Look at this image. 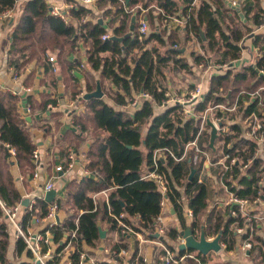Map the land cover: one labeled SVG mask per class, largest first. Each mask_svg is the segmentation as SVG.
Masks as SVG:
<instances>
[{"label": "trees", "instance_id": "trees-1", "mask_svg": "<svg viewBox=\"0 0 264 264\" xmlns=\"http://www.w3.org/2000/svg\"><path fill=\"white\" fill-rule=\"evenodd\" d=\"M14 1L0 0V12L13 7ZM192 1L97 0L95 10L91 5L71 1L73 5L68 10L70 22L53 16L47 0H22L15 7L17 19L11 31L9 66L20 70L35 60L42 63L47 72L52 67L44 60L48 53L60 69L64 87L72 94L82 88L85 93L92 92L97 82L103 92L101 98L82 99L85 109L72 119L75 130H66L62 135L65 144L62 150L65 152L68 147L77 151L82 142L90 139L85 165L88 175L69 180L60 203L62 212L66 214L64 225L67 230L75 227V219L78 221L75 239L78 248L82 249V244L90 249L99 246V224L102 221L107 224L108 229H118L117 221L112 215H122L123 222L135 231L150 238L155 237L157 217L161 210L160 201L164 196L155 181L145 177L153 169L155 151L161 154L157 160L158 171L165 176L168 184L166 200L172 204L181 228L178 229L173 224L161 238L172 250H177L172 242L187 227L193 233L203 230L205 235L220 234L226 250H231L237 237L234 224H244L239 215H231L232 208L227 206L223 211L212 208L202 227V219L208 209L209 191L207 183L204 179L199 180V176L207 156H211L212 162L223 159L225 155L237 158L233 164H230L228 158L223 160L224 165L229 167L225 169L223 165L219 172L222 183L232 195L253 200L264 190V161L256 156L258 143L243 136L245 129L240 122H225L234 119L236 114H240L242 119L250 114L261 118L264 106H260L257 101L245 105L240 96L234 112L224 113L216 108L215 114L222 117V125H227V132L218 134L214 148H210L209 134H206V139L201 140V131L196 140L201 152L195 162L194 147L187 146L198 135L202 114L208 108L220 104L230 106L235 103L241 91L252 92L264 86V35H253V27L248 26V21L251 20L255 28L259 27L264 10L257 0H245L239 12L225 0H199L189 14ZM137 5L148 8L144 16L149 23L150 32L142 40L137 37V20L141 16V10L127 12V9ZM151 6L160 9L162 14H156L155 8ZM178 13L185 16L189 14L185 26L175 29L159 28L164 15ZM86 16H90V19H86ZM132 17L135 18V27L131 35L121 41L110 38L102 40L105 33H110V37L124 36L130 31ZM234 21L239 23L236 30H232L230 26ZM247 36L251 37L258 57L253 65L234 67V61L242 56L240 41ZM189 41L197 42L203 53L190 52L191 62L185 57L176 58V55H181L180 49ZM151 42L152 45L149 46ZM80 44L84 48V69L79 67L80 61L70 60V55ZM169 62L189 73L201 63L205 66L211 62L227 64L222 73L210 75L201 100L185 104L192 110L193 116H186L180 104L164 102L167 88L156 74L162 72L161 67ZM76 72L82 76H78ZM95 72L99 75L98 79L94 78ZM82 80L84 82L80 84ZM110 84L115 87L114 90ZM140 92L150 93L151 99H141L133 112L115 108L129 105L134 98L133 93ZM104 97L112 101L114 106L107 103ZM26 99L32 109H44L49 101H53L45 95H42L38 103L30 96ZM20 101L10 91L0 89V151L3 152L0 160V199L8 206L22 202V196L10 172L11 158L5 144L15 148L14 162L20 170L34 168L35 144L29 127L24 126V119L19 113ZM160 106L161 109L156 112V107ZM262 123L264 124L263 121ZM217 141H222L219 155ZM249 158H253V161L245 168L244 163ZM193 169L194 175L189 179ZM101 190H108V206L103 201L99 202L100 200L94 204L91 194ZM183 197L187 199L188 208L192 211L189 223L186 220ZM48 204L40 198L36 199L31 209L27 206L21 217L23 228L34 226L33 219L43 217ZM249 233L252 242L250 255L260 253L264 241L257 235L255 225L249 226L248 233L242 238H248ZM63 234L64 231L60 228L53 230L52 240L58 242ZM122 239L112 244V248L127 247ZM8 244L9 233L0 207V264L9 263L6 257ZM24 251V242L17 239L16 255L20 256ZM186 251L188 254L194 252L177 250V256H183ZM26 253L28 257L31 256L29 251ZM195 255L196 259L203 260L205 257L198 252ZM72 258L73 264H76V254ZM185 261L186 264H197L193 258ZM50 263L57 264V261Z\"/></svg>", "mask_w": 264, "mask_h": 264}, {"label": "crops", "instance_id": "crops-1", "mask_svg": "<svg viewBox=\"0 0 264 264\" xmlns=\"http://www.w3.org/2000/svg\"><path fill=\"white\" fill-rule=\"evenodd\" d=\"M77 1V0H71ZM70 0H47L50 10L52 5H58L62 7V9H66L68 5H70ZM229 2H233L236 5H239V8L243 6L245 0H228ZM264 10V0H257ZM199 0H197L196 5H198ZM226 2V1H225ZM227 3V2H226ZM95 4H91L93 10L96 9ZM228 4V3H227ZM239 12V11H238ZM156 13V12H155ZM180 14V13H178ZM176 15V14H174ZM241 19H243L242 14H240ZM17 16L14 18H10L4 22L0 21V89L1 90H19L20 84L14 80L12 77V72L10 68L12 66L8 65L9 55L8 49L11 40V31L13 24L15 23ZM264 20V15H263ZM71 19L68 21L70 22ZM247 22L246 20H244ZM248 21V26L253 27L252 34L261 33L264 35V22L262 21L261 25L257 28L254 27L253 24ZM104 22H107L105 20ZM169 25L168 29H175L179 28L173 21H168ZM167 22V23H168ZM173 22V23H172ZM238 23V21H235ZM161 23V22H160ZM190 42V41H189ZM199 49L201 50L199 44L197 43ZM240 45L242 46V56L239 60L234 61V67L240 68L244 64H254L256 58L258 57L257 49L252 44L251 37L247 36L240 41ZM183 50V51H182ZM84 48L80 44L77 50L70 55V60L72 61H80V63H84L85 57L83 54ZM188 49L182 48L180 49L181 55H176V58L185 57L189 59V53L187 52ZM201 53H203L201 51ZM48 54V53H47ZM49 71L45 72V68L39 61H32L27 67L18 70L20 74H22L23 78L20 83L24 86H28L31 88L29 93L20 92L17 95L21 101L19 102V110L25 108L26 105L30 106V103L26 99L28 96L32 97L35 102H40L42 99V95L50 97L53 101H49L48 103H52L54 108L52 110L47 109H32L29 115H26V119L29 122V130L32 135L33 142L35 144V148L38 151V167L29 170H20L16 163L14 162V156L10 154V172L13 175L14 183L16 188L19 190L22 196V206L18 211V217L21 220L22 214L25 211V208L31 203V201L36 202V199H44L45 195V185L47 182H51L53 184V188L56 190V196L60 199V203L63 199L66 183L71 180L72 178H81L85 175H88L85 165H86V152L88 149L89 141H84L78 147L76 153V162L72 169L68 171L57 172L55 168L57 166L65 167L66 165V155L67 150H62V147H65V144L62 140V135L66 130L74 131L75 127L72 125L73 116L82 113L85 109L84 99L76 100L75 94L79 92L85 93V91L80 89L79 92L72 94L68 88H65L60 76V69L56 67L55 63L50 64ZM14 68V67H13ZM223 72V71H222ZM221 72V73H222ZM78 73V72H77ZM210 73V72H208ZM80 74V73H78ZM212 74H218L215 72H211ZM82 75L80 74V77ZM98 73H94V78L98 79ZM79 77V78H80ZM210 77V76H209ZM209 77L204 79L200 83H193L191 88L186 90H181L177 92L180 96L186 94L189 90H192L194 86L200 85L202 90L205 91L208 87V80ZM84 81H80L82 84ZM167 84V82H166ZM112 90L115 89L113 85L110 84ZM166 90H170L172 92V87L167 86ZM188 90V91H187ZM174 92V91H173ZM134 98L131 100H136V103H130L129 105H125L122 107H115L117 109H127L130 112L134 111V108L139 106L138 103L141 101L139 97V93H133ZM103 97V96H102ZM107 103L113 105L112 101H110L107 97ZM151 99V98H150ZM144 100V99H142ZM47 103V104H48ZM46 104V106H47ZM114 106V105H113ZM31 107V106H30ZM182 108H188V106L183 105ZM262 115V114H261ZM261 120L264 121V115H262ZM242 128L245 129V120L240 119ZM208 126V125H207ZM146 129H144V134ZM210 135V132L208 133ZM218 136V134H217ZM1 144V143H0ZM63 145V146H62ZM217 152L219 151V146L216 144ZM70 148V147H68ZM67 148V149H68ZM72 148V147H71ZM8 152V150H7ZM220 153L218 152V155ZM256 156L261 158L264 161V145L258 143ZM3 157V152L0 151V160ZM223 159H220L217 162H212L211 156H207L204 163L203 168L200 172L199 180L204 179L207 183L208 191H209V200H208V209L206 214L202 219V227L205 226L206 216L212 208L222 209V211L228 206L230 207V197L231 192L228 191L227 187L222 183L221 177L219 176V172L221 167L224 165ZM37 171L38 176L34 177V172ZM263 184H264V177H263ZM103 190L99 192L92 193V199L94 200L95 204L101 201L105 202V195L102 193ZM28 204L24 205L23 202H27ZM183 207L185 213H187L188 208V201L185 197H183ZM253 210L256 214H264V190L261 191V201L253 207ZM174 209L171 203L166 200V208L163 212H160L161 219L157 222V229L163 228L164 232L166 233V229L173 224L177 226L178 229H181L178 223V220L174 214ZM63 213V212H62ZM66 218V214H64ZM43 217L37 219L35 221L33 219L34 226L27 227L26 229L30 230L31 232H41L44 229V223L41 221ZM186 220L188 223L190 222L191 218L187 216ZM5 221V218H4ZM6 230L9 233V244L6 252V257L9 263L17 264L18 262H29L33 263L32 256L28 257L27 253L28 250L25 248V251L20 255H16L15 252V243L18 238L15 237L14 230L10 224L5 221ZM100 228L105 231V237L101 238L99 246L96 248L90 249L88 246L82 244V248L93 257V261H88L86 264H160L159 257L162 253V249L159 243H163L167 246V244L161 239L163 235H154V238H150L145 236L143 233H140L141 239H139L136 235H127L116 230H110L107 227L105 222H101L99 224ZM156 229V230H157ZM201 231L196 230L193 235L198 238L200 236ZM256 233L259 235L264 241V225L260 226V224L256 228ZM157 234V233H156ZM236 243L233 249L226 250L225 244L223 241L220 240L221 249L218 252L210 251L205 255L203 260L196 259L195 253L197 251L192 252L190 257L186 251L185 256L179 264H186L187 258H193L197 264H264V247L261 249L263 254L253 253L250 255V249H243V242L244 238L241 234H238L235 231ZM126 236V238L124 237ZM180 236V235H179ZM208 240H211L215 237V235H205ZM123 238V242L127 244V247H120L119 249H113L112 244L118 243ZM251 239V238H250ZM183 239L180 237L179 240L177 238L172 242L173 245L176 247L180 244ZM104 249H108L109 252L106 253ZM124 250V254L116 255L115 252H120ZM178 250V249H177ZM177 250L176 254H177ZM181 257V256H179ZM67 260V255L61 257L60 262L65 263ZM8 263V264H9ZM194 264V263H189Z\"/></svg>", "mask_w": 264, "mask_h": 264}, {"label": "built area", "instance_id": "built-area-1", "mask_svg": "<svg viewBox=\"0 0 264 264\" xmlns=\"http://www.w3.org/2000/svg\"><path fill=\"white\" fill-rule=\"evenodd\" d=\"M22 0H15L14 5L11 8H7L0 12V21L4 22L10 18H14L16 14V5L21 2ZM81 2L82 4L91 5L94 4L97 0H77ZM121 2H124L125 0H119ZM197 0H193L190 4V7L188 9V12L190 14V11L193 7H195ZM232 4H235L232 2ZM73 3L67 6L66 9H62V7L58 5H52L50 13L53 16L60 17L65 22H68L70 20L68 15V10L72 7ZM152 8H155L156 14L161 13L162 11L156 7L151 6ZM141 10V16L137 20V37L139 40H142V38L147 37V35L150 32V26L147 21V18L144 16V14L147 12L148 8H143L141 5H137L133 8L127 9V12L134 13L136 10ZM189 14L185 15H164L161 23L159 24V28H165L167 25H169L168 21H173L174 23L178 24L177 26L179 28L185 26V24L188 21ZM86 19H90V16ZM168 22V23H167ZM172 22V23H173ZM264 22V20H263ZM102 40H107L110 38V33H105L102 35ZM46 62H49L50 64L53 63L52 58L48 55H46L45 59ZM80 68H85L84 63L79 64ZM199 68L204 67V64L201 63L198 65ZM227 67V64H210L206 67L207 70H210L211 72L215 73H221L224 71ZM12 72V77L15 81H17L18 84H20L19 90H13L11 91L14 95H19L20 92H27L29 93L31 91V88L28 86L22 85L21 80L23 78L22 74L18 72L16 68L11 67L10 68ZM77 73V72H76ZM84 94L82 91L75 94L76 100L84 99ZM203 95V90L200 85L194 86L192 90H189L186 94L183 96H180L176 92H171L170 90H166L164 93V96L166 99L164 100L166 103H176L180 105L189 104L191 102L201 100ZM240 96L243 98L245 105H248L254 101H257V103L260 106H264V86L259 87L258 89L247 92V91H241L236 98V101L234 104L230 106H226L223 104L216 105L214 107L208 108L201 117V128L204 125H207V120H210L214 126L217 128V134H225L227 132V125H222V117L217 116L216 114L212 117H210L208 111L209 110H215L218 108L220 111L227 113V112H234L237 106V100L240 98ZM245 96L247 98L245 99ZM139 97L141 99H150L151 94L148 92H140ZM131 103L135 104L136 100H133ZM47 109L52 110L54 108V105L50 102L47 104ZM183 113L186 114V116L190 117L193 116L194 113L189 108H182ZM31 112V107L29 105H26L25 108L22 110H19V113L21 117L24 119V126L28 127L29 122L25 118L26 115H29ZM264 115V110L261 113ZM261 115V117H262ZM245 131L243 132V136L246 138H249L256 143H260L264 145V124L262 123V120L260 117H257L256 114H250L245 119ZM264 122V121H263ZM201 129L196 136L195 140L189 143L187 146L194 147L195 155L193 158V161L195 162L197 160L198 154L201 152L196 144V140L201 133ZM186 146V148H187ZM230 146V144H229ZM5 147L8 150V153L11 156H15V148L12 146H9L8 144H5ZM161 156L159 151H155L153 154V169L145 176L148 179H152L155 181L156 185L158 186L161 194L164 196L163 200L160 201V212H163V210L166 208V194L168 192V184L165 176L158 171V158ZM38 151L36 148L33 150V163L35 168L38 167ZM228 158L230 160V164H233L237 161L236 157H228V155H225L223 160ZM253 161V158H249L245 163L244 167L246 168L251 164ZM76 162V153L73 148L67 149V155H66V165L65 167L57 166L55 170L57 172H64L72 169ZM229 165H224V168L227 169ZM34 177L38 176L37 171L33 174ZM53 188V184L51 182H47L45 185V190L49 191ZM102 193L105 195V203L108 206V190H103ZM261 194V191L259 192ZM94 201V200H93ZM261 201V195L257 196L255 199L250 200L248 198H240L234 195H231L230 197V207L231 215L234 217L236 215H239L240 218L243 221V225H238L237 222H235V231L238 234H241L242 236L248 233V228L251 225H255V228L260 224V226L264 225V214H256L253 210V207H255L259 202ZM34 204V201H31V203L28 205V207L31 209V206ZM95 204V202H94ZM22 206V203H18L15 206H8L0 199V207L3 212V216L5 218V221L11 225V227L14 230L15 237L18 239H21L24 244L25 248L31 253L32 260L34 264H51V261H57V264H73V258L72 255L76 254L77 256V262L76 264H86L88 261H93V257L91 255H88V253L82 248H78L76 245V237H77V230H78V221L75 219L74 224L75 227L71 230H67V227L65 224V217L62 213L61 206H60V199L58 197H55L52 202H49L46 214L43 216L41 221L44 223V229L41 232H31L28 229H24L22 225V221L18 217V211L20 207ZM114 219L117 221L118 230L126 233L127 235H136L139 239H141L140 233L135 231L131 226L127 225L122 220V215L115 216L112 215ZM187 216L192 217V211L190 209L187 210ZM161 219V214L157 217V222ZM37 221V219H34ZM60 228L64 231L63 236L60 238L58 242H54L52 240L53 238V230ZM157 235H163L165 232L163 228H158L156 230ZM180 235V234H179ZM177 237V240L181 236ZM182 238V237H181ZM251 233H249L248 238H246L243 242V249H250L252 247V242L250 241ZM162 253L159 257L160 264H179V262L185 257L181 256L178 257L176 254V251L168 248L165 244L159 243ZM59 246H62L60 249ZM106 253L109 252L108 249H104ZM125 251L121 250L120 252H115L116 255L124 254ZM67 255V260L65 263L60 262V259L62 256ZM192 255L188 254L187 257H190Z\"/></svg>", "mask_w": 264, "mask_h": 264}, {"label": "water", "instance_id": "water-1", "mask_svg": "<svg viewBox=\"0 0 264 264\" xmlns=\"http://www.w3.org/2000/svg\"><path fill=\"white\" fill-rule=\"evenodd\" d=\"M125 1L127 2L128 0H125ZM225 1L228 3V5L231 8H233L236 11H239V5L238 4L237 5L232 4V2L231 1L229 2L228 0H225ZM99 21L101 22V20H99ZM134 27H135V18L132 17L131 25H130V31L127 32L122 37L111 36L110 39L121 41L123 38L131 35V32L134 30ZM78 76H80V74H78ZM102 96H103V92L101 90L100 83L97 82L95 90L92 92H86L84 94L83 98L85 100H88V99L93 98V97L94 98H101ZM207 125L210 127L209 147L214 148V142H215V139L217 137V128L214 126V124L210 120H207ZM194 172H195V170L193 169L189 175V179H191V177L194 175ZM55 196H56V190L51 189V190L45 192L44 200L48 203L52 202L53 199L55 198ZM23 204L27 205L28 200H27V202H23ZM99 235H100V238L105 237V231L102 230L100 227H99ZM155 235H157V234H155ZM180 236L182 237L183 241L180 244H178V246H177V249L179 251H181V250H184V251L185 250H193V251H197L198 253H201L203 255H206L210 251L218 252L221 249L220 234H217L213 239L208 240L204 234V231L201 230L200 236L198 238H196L193 235V232L190 229V227H187L180 232ZM9 264H12V263H9Z\"/></svg>", "mask_w": 264, "mask_h": 264}, {"label": "rangeland", "instance_id": "rangeland-1", "mask_svg": "<svg viewBox=\"0 0 264 264\" xmlns=\"http://www.w3.org/2000/svg\"><path fill=\"white\" fill-rule=\"evenodd\" d=\"M238 25H239V23H237L235 21L233 23H230V26H231L232 30L238 29L239 28ZM151 45H152V42L149 44V46H151ZM182 48L188 49V51H187L188 53H190L192 51H195V52L199 53V52L202 51V50L199 49V47L197 45V42H194V41L187 42ZM47 55L49 56V54H47ZM45 57H44V59H45ZM188 60L191 62L190 56H189ZM213 63L214 62H211L210 64H213ZM207 66L204 65V67H202V68H199L198 66H196V68L193 67L192 71L189 73L186 70L179 69L172 62H169L167 65L161 67L162 72L157 73L156 75H157V78L163 80V82L166 85V87L167 86L168 87L171 86L172 87V91L177 93L178 90L181 91L183 89L186 90V89L191 88V85L193 83L202 82L203 81V76H204V79L206 81V79L211 75L210 74L211 71L206 69ZM208 72H210V73H208ZM166 82H167V84H166ZM79 87H82V86L79 85ZM160 109H161V106L160 107H156L155 111L157 112ZM208 113H209L210 117H212V116L215 115V110H209ZM240 119H241V115L240 114H236L234 119L225 120V122L228 123V122H232V121H240ZM200 129L202 130L201 140L206 139V136H207L206 134H208L210 132V127L207 126V125H204L201 128V125H200ZM216 139H217V137H216ZM216 139H215V141H216ZM216 144L219 146V151L218 152L220 153L221 152L222 141H219V142L217 141Z\"/></svg>", "mask_w": 264, "mask_h": 264}]
</instances>
